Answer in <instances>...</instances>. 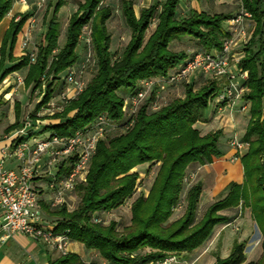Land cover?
Segmentation results:
<instances>
[{"label":"trees","instance_id":"16d2710c","mask_svg":"<svg viewBox=\"0 0 264 264\" xmlns=\"http://www.w3.org/2000/svg\"><path fill=\"white\" fill-rule=\"evenodd\" d=\"M103 2L83 0L78 3L76 12L68 20L62 48L58 46L56 21L66 0L54 3L42 42L33 57H14L17 37L30 19L29 14L11 20L0 44V83L9 75L26 70L25 88L33 86V91L41 95L45 86L35 106V119L40 111L49 109L53 82L62 74L65 77L67 70L76 65L82 33L89 26L96 74L75 98L61 105V111L49 116L54 122L45 124L39 132L50 131L51 135L70 138L92 126L101 116L123 131L109 138H105L106 133L98 141L89 160L85 182L75 187L74 192L79 195L75 209L48 208L41 203L45 218L54 224L53 232L65 234L69 242L96 252L106 264H163L196 251L210 238L216 226L231 223L223 212L239 208L249 210L261 236L260 257L247 261L245 243H240L227 257L217 258L214 264H264V0H240V9L251 16L249 38L238 63L239 69L247 73L242 84L245 89L242 100L249 105V120L241 139L247 145L246 153L240 156L243 182L229 183L224 196L211 203L199 220L201 183L186 190L181 217L175 220L172 217L182 209L180 200L188 185L184 180L192 175V170L210 165L222 155L221 131L201 135L196 128L197 124L207 123L205 113L220 91L216 79L201 76L212 80L198 89L194 85L195 78L188 84L182 83L183 97L157 108H154L156 92H151L134 114L129 112L128 106L124 108L140 90L142 82L165 79L190 57L182 51H171L169 45L187 38L197 41L204 52L220 51L223 41L230 37L227 22L235 16L192 11L180 18V0H164L159 7L150 6L136 15L132 4L124 0L121 12L130 39L121 57L113 61L111 36L107 30L112 11ZM12 4L13 0H0V23L10 13ZM154 21V30L147 36ZM6 63L12 66L6 67ZM170 86L173 85L166 88ZM159 91L164 90L159 88ZM14 111L15 122L6 128L7 134L22 127L19 103H15ZM157 164L159 167L147 194L135 197L140 178L135 169ZM67 170V166L62 167L58 178ZM128 200H132L130 223L122 231L117 230L115 221L105 225L94 218L118 209ZM48 264L97 263H86L77 254L67 252L48 260Z\"/></svg>","mask_w":264,"mask_h":264},{"label":"rangeland","instance_id":"374dc122","mask_svg":"<svg viewBox=\"0 0 264 264\" xmlns=\"http://www.w3.org/2000/svg\"><path fill=\"white\" fill-rule=\"evenodd\" d=\"M26 4L20 5L18 0H14L13 3L17 4L19 8V13L13 14L12 19L18 20L19 16L22 14H29L30 19L25 22L24 27L22 28L21 32L17 37V43L14 49V56L20 58L25 55H32L35 54L36 47L42 42L43 35L46 31L47 21L50 18V14L52 11V7L56 0H26ZM83 0H66V6L60 9L57 21L58 22V46L62 48L65 42L66 36V28L68 24V20L70 16L76 12L78 3L82 2ZM124 0H104V6H108L111 11V18L107 22V30L111 36V43H110V53L112 56V60H117L121 57V54L126 47L127 43L130 39V31L127 28L122 12L121 7L123 6ZM130 2L133 6V9L136 15H139V12L143 9H147L150 6H157L164 1V0H126ZM240 0H180V4L178 7V17H186L192 11L196 12H205L208 14L214 13H225L229 16H235L238 14L240 10ZM11 13V12H10ZM10 13L7 15L8 18ZM8 19L5 21V25L7 24ZM156 21L152 23L150 26L147 36L152 33L154 30ZM9 27V26H8ZM89 26H87L82 33V38L80 44L77 49L78 54V61L76 65L73 67L76 75L75 81L77 85L69 84L66 82V77L62 74L55 80L52 84L53 96L52 100L49 103V111H41L43 113L42 117L35 116L34 119V110L35 106L38 104L40 99L44 93V87L42 88V94L39 95L40 92L33 91V86L29 88H25L23 85V77L21 74L14 76L13 82L6 87L5 90L0 91V124H5L6 121L3 120V117L7 115L10 108L7 106V103L2 102V97L4 93L13 91V99L16 103V100H22V103L19 105H24V108L21 110L20 107V116H22V121H32L34 120H51L49 116L54 113L61 111V105H63L66 101L75 98L79 93L80 89L84 90L87 83L94 77L97 71L96 59L94 52L92 50V46L90 43L89 38ZM251 30V29H250ZM4 32L0 29V44L2 41V37ZM169 49L173 52H185L187 56H191L196 52L202 51V47L200 44L193 40V39H182L181 41L173 42L169 45ZM243 47H237V52L242 55ZM236 52V53H237ZM237 58V57H236ZM240 61V59H239ZM234 61H231V64ZM7 65V63H6ZM5 65V66H6ZM204 77V76H203ZM194 79V78H193ZM209 78H202L200 75H196L194 79L195 88L198 89L200 86L204 85ZM212 80V79H210ZM209 80V82H210ZM219 89H221L222 85L224 84L223 79L216 80ZM1 84V83H0ZM2 89V88H1ZM0 89V90H1ZM159 88L157 87L152 88L148 91L145 99L142 102H145L151 92H158ZM166 92H169L167 97L163 94V96H158L157 100L154 104V108L158 106L165 105L168 101H171L174 98H181L184 94V85L177 84L170 86L164 89ZM141 102V104H142ZM158 104V105H157ZM212 105V104H211ZM211 105L208 107L207 111H211ZM15 110V106H14ZM206 111V113H207ZM15 112V111H14ZM40 112V113H41ZM3 120V121H2ZM4 122V123H3ZM21 123V122H20ZM47 124V123H45ZM41 125L37 130L36 136L38 139H43L44 137H48L51 135L50 131H41ZM115 125H117L115 123ZM22 126V125H21ZM202 128V127H201ZM199 128V129H201ZM203 130V129H201ZM123 132L121 128H117L114 126L113 130L107 132L105 138H109L113 136V134H120ZM159 165H144L143 167H138L135 170L139 174V180L137 189L135 192V197L137 195L143 194L146 195L147 191L151 187L155 175L157 173ZM192 175L189 176V184L185 185V192L181 196V210L177 213H174V217L172 220L181 217L184 209H185V195L186 190L190 188L192 185L197 183H202V189L204 193V198L200 199L198 210H197V220L201 218L203 215L204 210L213 202L221 199L224 194L225 190L220 191V193H215L214 198L210 196L211 189L213 186L212 183L208 182L206 178L203 177V168L196 167L192 170ZM207 194L209 197H207ZM132 200L126 201L121 207L118 209L110 212V213H103L100 215L95 216L94 218L100 220L102 223L107 225L110 221H115L117 224V230L122 231V229L129 225L130 223V204ZM79 203V195L77 192L70 194L67 204L73 210L77 207ZM224 214L231 219V223L229 225H219L216 226L210 236V238L196 251L190 254H184L179 258H173L167 260L163 264H214L217 258H225L227 257L233 247L240 243H245V256L247 261H256L260 257L261 252V236L254 225L253 221L249 219V210L241 211L239 208L231 209L225 211ZM68 249V248H67ZM87 251V250H86ZM42 250L39 252V256L41 255ZM28 254H21V252L13 253L14 262L17 264H43V260H39L38 263L36 261H30ZM85 262H93L97 264H106L104 263L97 253H91L88 258L84 260Z\"/></svg>","mask_w":264,"mask_h":264},{"label":"built area","instance_id":"2783aa9c","mask_svg":"<svg viewBox=\"0 0 264 264\" xmlns=\"http://www.w3.org/2000/svg\"><path fill=\"white\" fill-rule=\"evenodd\" d=\"M18 1L26 4V0ZM250 19L249 13L241 8L227 22L230 37L223 41L220 51L196 52L165 79L142 82L140 90L126 102L124 109L128 106L129 112L134 114L148 91L155 86L164 90L168 85L188 84L196 75H200L224 81L212 105L232 107L239 102L240 111H246L242 84L247 79V73L238 67L242 55L237 52V47H243L248 41ZM231 61L234 63L231 64ZM75 75L74 68L68 69L66 82L77 85ZM21 123L22 127L10 136L11 145L4 152L7 158L16 163L15 167L7 169L0 161V241L21 235L43 243L62 256L68 252L69 240L65 234L53 232L54 224L45 218L41 203L48 208L68 206L70 194L78 184L85 182L89 160L95 153L98 141L115 125L101 116L92 126L76 132L73 137L50 135L38 139L33 135L43 125L42 120ZM236 147L240 148L238 144ZM64 166L68 170L58 178L59 170ZM184 182L189 184V178Z\"/></svg>","mask_w":264,"mask_h":264},{"label":"crops","instance_id":"0c3cea01","mask_svg":"<svg viewBox=\"0 0 264 264\" xmlns=\"http://www.w3.org/2000/svg\"><path fill=\"white\" fill-rule=\"evenodd\" d=\"M19 11L20 10L17 7V4L13 3L12 9L10 11L11 13L9 16L11 18H8V16H6L5 19L0 23V29L3 30L4 34L8 29L9 24H11L10 22L12 20L13 14L15 15L19 13ZM6 19H8V22L5 25L4 23ZM10 66L12 65H8V64L6 65V67H10ZM19 74H21L22 77L24 78V76L26 75V70L22 72L13 73L8 77H6L5 79H3V81L0 84V89L2 88L0 91H3L5 90L6 87H9V85L13 82L14 76H17ZM168 93L169 92H166L165 90L164 91L158 90L156 94L157 97L159 95L163 96V94L167 97ZM13 94L14 93L12 90L10 92H6L4 93L1 99L2 102L7 103V106H9L10 108L7 115L3 117V120H5L6 123L0 124V161L4 162L3 164L7 169L14 168L16 164L4 155L5 150L8 149L11 145L12 140L10 136L13 133L10 132L7 134L5 130L8 126L14 124L15 122V112H14L15 102L14 99L12 98ZM16 101H17L16 103H22V100H16ZM24 105L25 104L20 106L21 110L24 108ZM240 105L241 103L239 102L232 107L225 106L223 108L220 106L211 105V111L208 110L207 113H205V118L207 120V123L196 125V128L200 131L201 135H205L211 131L212 132L221 131L222 133V136L219 139V149L222 154L221 157L216 158L212 164L202 167L204 172L203 177L206 178L208 182L212 183L211 186L213 187L210 188L211 189L210 196H212L213 198L215 193L218 194L220 193V191L225 190L227 185H229V183L241 184L243 182V168L240 162V156L242 157L246 153L247 145L243 144L241 142V139L244 136L245 129L249 120V114H248L249 105L247 106L246 111H240L239 109ZM40 112L36 115L37 117L43 116V113ZM22 116L23 114L21 116L19 115V122L22 121ZM52 122L54 121L52 120L42 121L43 124L45 123L49 124ZM236 144L240 146L239 149L236 147ZM207 197L209 196L207 195ZM202 198H204V193H202L200 199ZM249 219H250V213H249ZM0 223H1V213H0ZM41 250L42 252L41 255L39 256V252ZM14 251L16 253L21 252V254H28L27 256H29V260H27V262L30 261V259H32V261L34 262L36 261V263H38L39 260H43L44 261L43 264H48V260H54L60 256L58 252L54 251L50 247H47L41 242L32 241L25 236L15 235L4 242L0 241V264H17L14 262L13 259ZM68 252L74 253L75 255L77 254L79 257H81L83 261L86 258H88V256H90L91 253H96L94 251H86L83 245L71 241L69 242L68 245ZM30 264H32V262H30Z\"/></svg>","mask_w":264,"mask_h":264}]
</instances>
